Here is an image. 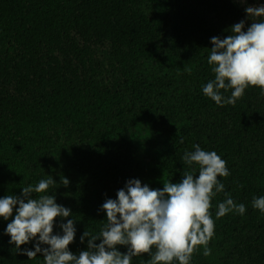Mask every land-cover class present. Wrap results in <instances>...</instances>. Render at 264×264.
Returning <instances> with one entry per match:
<instances>
[{
    "label": "trees",
    "instance_id": "trees-1",
    "mask_svg": "<svg viewBox=\"0 0 264 264\" xmlns=\"http://www.w3.org/2000/svg\"><path fill=\"white\" fill-rule=\"evenodd\" d=\"M257 1L0 0V198L52 177L57 153L80 148V180L65 193L49 190L72 214L56 218L53 234L76 221L69 250L78 255L83 232L106 224V199L131 179L151 189L180 182L181 157L198 144L230 174L218 177L224 191L211 200V254L200 246L190 264H264V213L252 207L264 196V94L250 86L220 107L202 92L214 79L211 38L229 35ZM226 194L245 205L243 215L216 218ZM12 218H0V264H43L40 254H22L35 240L19 251L9 243Z\"/></svg>",
    "mask_w": 264,
    "mask_h": 264
},
{
    "label": "clouds",
    "instance_id": "clouds-1",
    "mask_svg": "<svg viewBox=\"0 0 264 264\" xmlns=\"http://www.w3.org/2000/svg\"><path fill=\"white\" fill-rule=\"evenodd\" d=\"M244 11L248 19L264 17V4L246 6ZM244 28L245 21L241 20L227 29L230 34L223 39L214 36L210 40L207 62L214 79L202 87V92L220 107L234 106L250 86L264 94V20L251 21L246 31ZM222 89H231V95L225 98ZM193 147L194 151H185L181 157L188 170L180 182L167 181L162 189H151L147 184L142 186L139 179H131L116 192V199H106L101 205L106 224L97 235L83 232L80 241L84 243L87 238V249L78 255L69 250L76 221L67 219L59 225L63 234H53L56 218L72 214L49 194L57 187L51 176L34 187L22 188L20 196L5 195L0 198V218L8 221L13 217L5 229L9 243L19 251L21 245L35 240L33 250L23 249L22 254L29 260L40 254L43 264H131L133 257L142 254L150 255L147 264H190L200 246L203 255H210L208 243L215 229L211 200L224 191L218 177L230 173L226 161L215 151L202 150L198 144ZM59 183L67 187L69 180L62 177ZM33 193L38 195L33 198ZM252 207L264 213V196L254 197ZM245 211L244 204H236L227 196L218 204L216 218L229 212L243 215ZM97 240L100 242L95 243ZM117 246H125L127 251L122 253Z\"/></svg>",
    "mask_w": 264,
    "mask_h": 264
},
{
    "label": "rangeland",
    "instance_id": "rangeland-1",
    "mask_svg": "<svg viewBox=\"0 0 264 264\" xmlns=\"http://www.w3.org/2000/svg\"><path fill=\"white\" fill-rule=\"evenodd\" d=\"M255 4H264V0L257 1L256 3H253L251 5H255ZM249 19L247 17H244L242 20L250 24L251 21L256 22V21L264 20V17H258V18L250 17ZM81 153L82 150L80 148H76L75 151L73 149L68 151L66 148L64 151H59L57 153V156L54 159H52V162L50 163L49 166V170L53 179L57 182V188L59 189L60 192H64V193L67 192L74 183L80 180L79 167H80ZM141 154H143V152H141ZM62 177L67 178L69 180V185L67 187L59 183Z\"/></svg>",
    "mask_w": 264,
    "mask_h": 264
}]
</instances>
